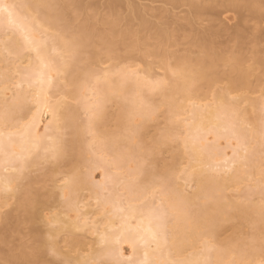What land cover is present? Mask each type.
<instances>
[{
	"label": "bare ground",
	"instance_id": "obj_1",
	"mask_svg": "<svg viewBox=\"0 0 264 264\" xmlns=\"http://www.w3.org/2000/svg\"><path fill=\"white\" fill-rule=\"evenodd\" d=\"M161 1L164 5H162L163 11H161V15L163 13L169 15L175 8L180 6L188 7L189 10L187 15H184L181 19L187 21L188 25L192 28L193 34L196 36L195 46L198 49L196 51H189L185 55L174 52L169 59V63L181 66L187 64L190 66L188 69L189 72H200L202 70L203 54L207 51L215 60L213 65V80L220 82V77L224 76L227 80V84L239 81L244 85L243 90H248L250 87V75H256L254 73L256 68H252L249 64L248 68L244 66L243 61L246 58L242 57L241 49L235 50L228 56L225 53L218 52L212 47L211 43L214 41H212V39L215 32L211 31L209 33L205 31L204 35L200 36L195 26L198 27L203 24L201 21L203 13L209 12L210 10H217L218 7H222L223 10L225 8L227 11L232 10L234 13H238L241 9L246 8V10L248 9L253 15L260 16L264 11L261 7L260 0H254L251 3H246V0ZM3 2L15 3L23 6L36 4L60 6L42 9L40 23H44L45 20H50L53 17L57 18L58 21L60 17L66 16L69 12L73 11L71 8L72 5H79L78 11L83 16L92 15L93 18H95L97 15V13L89 14L86 12L89 8L87 0H3ZM101 3H104L100 7L102 10H106L104 14L106 18L115 15L134 21L148 19L156 15L151 12L154 8H151L147 4H142L139 0H103ZM207 4H210V6ZM225 5H229V7L226 8ZM17 11L22 17H28L29 22H32L31 17L35 15L34 9L23 7L17 9ZM260 18H262V15ZM260 20L261 19H259V21ZM177 21H179V17ZM200 21L202 24H200ZM52 30L56 31L55 28ZM178 32L179 31H174L171 37L174 43ZM46 37L48 39V52L52 55H56V53L60 51L62 42L58 41L55 35L49 32L46 33ZM17 38H19L18 34ZM150 38L157 40V43L149 44L146 42V45L151 47V50L141 51V54L142 56H150L159 59V68L163 71L161 79L153 80L150 75H142L137 69L119 67V65L107 67L108 69H103L101 72L96 71L93 69V66L96 63H100L101 59L98 58L97 52L95 53L93 51H91V54L87 58L83 56L80 59L72 60L65 57L67 66L62 69L63 75L53 79L50 86L45 85L43 94L51 97L53 101H59L56 99L59 96L58 93L62 95L68 94L71 98L73 97L75 101L72 102L75 103L73 104L71 102V104L69 102L67 103V101L66 103L59 101L60 106L54 113L45 111L44 105L38 103L35 99L37 95L41 93L40 85L33 83V86L29 88L28 83L24 81L23 74L31 71V68L26 67L29 63L27 60L20 66L21 76L16 77L7 85L4 81L0 80V90L8 87V96H12L13 92H16L24 101L23 113H18L16 116L10 117L6 121H0V130L5 133L4 140L6 144H8L7 134L14 133L11 144L8 145V151L10 153L20 154L22 149L30 147V145L23 143L21 136L18 134V130H22L23 125L32 121L33 118H35L36 132L42 137L39 149L41 151H45L46 148H54L57 141L62 139L60 130L65 127H70L73 131H70L73 133L72 139L67 142L62 139L65 145V153L61 159L53 163V167L51 168L53 173L59 170L61 165L66 162L70 163V165H73L74 162L77 164L81 163L79 165H82V163H87L88 165L93 159H95L94 161H101L102 165L100 164L101 162H97L98 165L94 163V161L90 166L88 165V168H91L93 167L92 164H94L95 167L91 168L93 172L90 168V171H88L93 174L97 172V170L95 171L94 169H97L98 166H102L104 172L102 171L103 173L100 174V176L103 175L100 179L104 178V180L103 182L101 180L98 181L100 184H97L96 181H91L93 177L91 178L87 172L83 175H81L82 172L80 174H73L75 175L72 183L74 201H77L76 198L78 196L80 197V195H76L79 191L83 192L84 190H88V192H91V195L94 196L92 197L100 203V207H96V203H88L86 205L83 203V208H87V210L81 212L84 219L87 220L89 224L95 225L96 231L107 234L109 240L113 244H116L118 241V247L124 257L131 256L141 260L144 258L143 254L145 249L136 242L138 239L137 229L140 220L137 215L130 214L128 209L129 205L135 208H140L145 203L152 206L151 198L148 200L144 199L143 185L137 184V181L144 176H148L151 179L158 174L154 168L150 167L149 163H146V161L154 163L158 151L162 150L169 141L179 140L184 147V151L178 153L176 158H182L184 155H188L193 159L192 153L188 150L193 146H195L197 150L201 148L204 150L202 153L199 151L196 152L195 159H193L196 165L191 166V171H187L189 175L183 178V182H180L178 178L176 179L169 191V197L165 201L166 205H171L168 209L169 213L176 216L175 226L170 225V229L173 233L171 240L175 245L174 251L177 252L178 255H185L183 250L187 247H189L188 249L191 252H198L201 247H198L195 242L198 239H202L205 232L209 234L216 244L218 235L225 228V225H227V223L229 224V222L231 223V221L233 223L235 219H241L250 224L255 223L258 226L260 222L261 202V199L258 201L252 199L255 194L261 195L260 185L258 183L260 163L256 162L259 154L258 147L260 140L258 116L253 118V128L249 130L244 128L243 126L246 124V121L243 120L238 123L235 128V132L238 135H248L254 138L258 144L254 158L256 180L249 183V181L244 178L243 172L239 170L236 173L223 176L213 173L211 170H204V165L214 164L216 161H223L232 156L234 130L230 117L219 107L222 94L217 96H203V87L192 90L190 89V80L187 77L183 75L173 76V70L169 67L168 63H165L157 56L148 54L155 45L162 44L168 39L167 32L163 35L157 34L155 37L150 35ZM215 38L216 37H214V39ZM238 38L242 40L244 37L240 36ZM237 48L239 47L237 46ZM125 51L128 59H130L133 52H135L128 49H125ZM103 54L107 56L106 58L109 61L117 59L116 55L109 56L104 52ZM172 59L173 62L170 61ZM254 61L259 69V66H261L260 73H264V56L256 55ZM229 63L230 65L232 63V66L227 67ZM34 64L35 62L33 61V65ZM220 64H226V68L229 69L222 71L221 68L223 67H221ZM2 66L3 60L0 59V67ZM220 69L222 72L219 71ZM148 71L149 70H147V74H149ZM123 74H127V76L126 79L122 80L121 75ZM224 78H222L223 82H226ZM263 78L261 77L260 79L263 80ZM161 81L165 83L163 88L159 86V82ZM201 83H204V87L207 85V82L203 79ZM17 84H21L22 86L18 88L16 87ZM251 88L252 87H250V89ZM129 101L136 102L133 120L136 125V130L135 136L131 139L128 138V130L130 124L129 118L133 108ZM109 102L118 105V110L114 117H116L117 124L116 122L115 124L117 125L116 127L119 128V132L117 134L112 132L113 135L104 136V134L100 133L102 131L99 132V128L108 114L106 110L108 111L107 106L109 104H106ZM3 112L4 99L3 96L0 95V114H3ZM159 112L165 118L166 128L159 134L160 136L158 138L155 140L153 139V144L151 143V145L155 147L150 146L147 148L145 137L148 124ZM83 113L86 114V118H83L84 121L82 117H80ZM20 115H23L22 120L19 118ZM90 124L92 131L95 133L93 138H90L92 142H98L93 141L94 138L97 139L99 136L104 137H102V141L101 137V139L99 138L100 140L98 139L99 143H96L97 146L94 143L89 144L88 150V146H86L84 141L83 131L87 130L89 133ZM117 129L115 132H117ZM61 135L64 137L63 134ZM224 140L225 144L223 142V146H225L222 147L221 141ZM186 144L188 146L187 148L185 146ZM93 145L96 147H93ZM149 145L150 144H148V146ZM228 149H230V152H228ZM87 151L91 152L92 158L87 157L89 153ZM38 155L41 156L40 153H38ZM2 160L3 158L0 157V161ZM33 161L34 163L37 162L36 156L33 157ZM75 166L76 165L73 167ZM111 171H113V175ZM161 173L164 175H172L169 167H164ZM18 176V173L4 175L0 169V189L3 188L7 180H12L14 185L12 193L18 199L16 216L9 215L3 218L0 213V220L4 221L3 223L6 225V232L3 235L0 234V243L7 246L9 244V239L18 231L21 225L27 222H33L32 220L35 219L36 211H29L25 206L26 200L30 197L38 199L39 204L43 205L38 192L31 186L32 179H29L28 175L24 173L23 177L19 179V183L16 184ZM24 179H29V183L23 188L21 181ZM185 179L187 181L186 183ZM107 184H110V187L107 188ZM190 184H193V187L192 190L188 192L186 186ZM242 185L246 188L244 196L232 197L233 195H229L231 191L233 192L234 189H239ZM210 188H218L220 197L211 206H209L203 198L206 191ZM107 190L108 192L105 193ZM60 194L62 195V193ZM155 202L160 203L159 198H157ZM5 205L8 207L9 202L0 194V208ZM94 208H99L100 211L97 212ZM105 208L107 209L106 211ZM121 209H124V211H121ZM96 217H99V220H97ZM186 219L189 223H195L197 227L185 231L183 225ZM63 221H65V219L61 222ZM242 224L244 223L242 222ZM85 233L89 235V239L90 237L93 239L92 241H94V243L92 245L87 239L86 241L88 243L84 240L86 237H83ZM85 233L83 236L81 235V237H83L81 241L82 247L85 249H92L98 242L99 237L92 231ZM44 239L45 238H42L41 240ZM240 241L242 242L243 240L240 239ZM245 242L247 243V241ZM245 242L234 247L230 245L231 242H226L227 245H220L221 248L218 249L239 248L243 246ZM200 243L201 241H199V244ZM126 246H129V250H131L130 254H128ZM134 248L135 251H133ZM148 251L149 258H153L154 253L150 249ZM220 255L221 253L217 252L214 253L213 256L219 257ZM0 258L16 259L18 257L14 252H11L7 253L5 256L0 254Z\"/></svg>",
	"mask_w": 264,
	"mask_h": 264
},
{
	"label": "snow or ice",
	"instance_id": "obj_2",
	"mask_svg": "<svg viewBox=\"0 0 264 264\" xmlns=\"http://www.w3.org/2000/svg\"><path fill=\"white\" fill-rule=\"evenodd\" d=\"M262 9H264V0H260ZM30 7L35 10V15L31 17H22L17 9ZM58 5L36 4L23 6L15 3H4L0 0V59L3 60V66L0 67V80L7 85L16 77L21 76L20 66L25 60L29 63L26 67L31 71L23 74V79L31 88L33 83L40 85L41 93L35 98L38 103L44 105L45 111L55 112L59 106V101H53L44 93V86L51 85L53 79L63 75L62 69L67 66L65 57L72 60L82 58L85 53L91 54V50L98 48L109 56L117 55L121 50L145 51L146 42L151 35L165 32L168 39L162 44H157L148 54L159 57L162 61L169 64L173 70V76L183 75L190 80V89L195 90L202 87L201 80L207 82V87L213 91V95L222 94L219 107L230 117L233 128L234 147L232 156L223 161H216L214 164L204 165V170H211L220 176L242 171L244 178L249 183L256 180L254 158L257 152V143L254 138L248 135H238L235 132L236 125L246 121L245 126L248 129L253 128V118L257 114L259 118V155L260 168L259 180L261 191L260 202V222L250 226V240L239 248L218 249L213 239L207 232L203 234L201 248L198 252H191L188 248L183 251L185 255L180 256L174 251L175 245L171 240L173 235L170 225L175 226L176 216L169 213V207L165 201L169 197V191L176 181L175 174L160 175L157 174L151 179L144 176L137 181V184L143 185L144 199L151 198L152 206L143 204L140 208L129 205V213L139 217L140 224L137 229V243L145 249L144 258L133 259V257H124L118 241L113 244L107 234L96 231V226L89 224L81 214L80 207L74 203V193L72 183L74 176H69L63 180L61 188L62 200L68 206L69 215L63 222L52 224V231L49 232L47 239L41 240L31 236H25L20 247L15 250L16 259H0V264H264V88L261 89L258 100H253L244 90L242 82L222 84L212 79L213 65L215 60L205 51L203 54L202 70L200 72H189V65H173L169 63L170 57L174 54V42L171 37L174 31L179 30V24H175L168 17L156 14L148 19L128 20L123 17L113 15L110 18L92 15L83 16L78 11L79 5H72V12L62 16L57 21L53 17L40 23L41 10ZM229 7V5H225ZM34 22V23H33ZM47 25V26H46ZM261 31L264 32V12L261 18ZM53 28L56 29L55 37L62 42L60 51L56 55L48 52V39L46 33ZM17 34L19 38H17ZM33 61L35 64L33 65ZM127 74L121 75V79H126ZM17 84L16 87H21ZM163 88L165 83L159 82ZM9 88L0 90V95L4 99V112L0 114V121H6L10 117L23 113L24 101L21 96L13 92L8 96ZM235 93V94H233ZM132 104V113L130 115L129 135L131 139L135 136L136 125L134 124L135 101H129ZM251 109V111H249ZM23 119V115L19 117ZM18 134L24 144L30 145L22 149L20 154L10 153L8 145L14 133H8V144L5 143V133L0 130V157L3 160L0 164L5 166V171L9 169L18 173L19 179L23 174L33 166V157L36 156L38 167L51 165L61 159L65 153L63 140H58L56 146L52 149H45V154L38 155L42 137L36 132L35 118L24 124ZM89 135L94 136L91 124L89 126ZM188 147L187 144L185 145ZM192 153L193 159L197 151L195 146L188 149ZM187 171L180 174L181 177H187ZM185 179V183H186ZM14 190L12 180H7L3 188L5 194ZM135 190V189H133ZM159 198L160 204L155 205V200ZM204 200L211 206L219 197L218 188H210L204 195ZM29 211L35 210L42 212L38 199L29 198L25 202ZM107 209L105 208V211ZM97 211H100L98 208ZM124 211V209H121ZM0 213L7 215V205L0 208ZM56 219L51 217L49 223ZM185 231L195 229V223L184 222ZM92 231L99 237L95 248L85 249L81 241L83 237L78 234L81 232ZM257 231L259 233L257 238ZM154 253L153 258H149V251ZM135 251V248L133 249ZM221 253L219 257H214L213 253Z\"/></svg>",
	"mask_w": 264,
	"mask_h": 264
},
{
	"label": "rangeland",
	"instance_id": "obj_3",
	"mask_svg": "<svg viewBox=\"0 0 264 264\" xmlns=\"http://www.w3.org/2000/svg\"><path fill=\"white\" fill-rule=\"evenodd\" d=\"M87 1L89 3L88 4L89 8L86 10L87 13H89V14L97 13V15L95 17L104 16V14L106 13V10L104 11L100 7L102 4H104V3H101L103 0H101V1L100 0H87ZM253 1L254 0H246V3H251ZM139 2H141L142 4H147L151 8H154L153 11H151L152 14H160L161 15V11H163L164 5H163L161 0H155V1L154 0H151V1H144V0L140 1L139 0ZM208 6H210V4ZM218 8H217V10H214V11L210 10L209 12L203 13V17L201 20L203 22V24L200 21V24H202V25L198 26V27L195 26L197 28L196 30H198L197 32H199L200 36L204 35L205 31H208L209 33L211 31L215 32V35L213 36V39H212V41L213 40L214 41L211 42L212 47L214 49H216L218 52L227 54V56L230 55L235 50L241 49L242 57L246 58V59H244L245 62L243 61L244 66H246L248 68V66L250 65L252 68L253 67H254V69L256 68L255 72H254L256 75L254 76V74H252V75H250L251 79L249 78V85L252 88L250 89V87H249V89L246 90L245 92L248 93L249 96L253 100H258L259 93H260L261 89L264 88V82H262V81H264V78H263L264 73H260L261 66H259L260 67V69H259L258 65L255 63L254 60H255L256 55L264 56V32L261 31V27H260L261 20L259 21V19H261L260 16L262 15V13L260 14V16L258 15L259 16L258 17L257 15H253L250 11H248V9L246 10V8L241 9L240 12H238V13L237 12L234 13L232 10L227 11V9H225V8L223 10L222 7H220L219 9ZM188 10H189L188 7L180 6L178 8H175L171 12V14H169V15H166L164 13L162 14L164 16H168L174 22V25L179 24V26H180L179 30H178L179 32L176 35L177 37H175L176 39H175V43H174V52H177L178 54H181V55H185L189 51L198 50L197 47L195 46V41H196L195 37L196 36H194L192 28L188 25L187 21L181 19L184 17V15H187ZM237 14L238 15L240 14L239 17ZM178 17H179V21H177ZM204 19H207V20H204ZM235 25L236 26L238 25V26L236 27ZM55 32L56 31L51 30L49 33L52 35H55ZM240 36H243L244 38L242 40H240L238 38ZM214 37H216V38L214 39ZM147 40H148L147 43H149V44H156L157 43V40L150 38V36L148 37ZM238 42H240V43H238ZM237 46L239 48H237ZM148 49L151 50V47L146 45L145 50H148ZM91 51H93L95 53L97 52L98 58L101 59L100 63H96L93 66V69L96 71L101 72V70L103 71V69H106L107 67H113L115 65H119V67H131L132 69H137L141 72L142 75H150V77L153 80H159L163 76V71L159 68V59L155 58V57H150V56H142L141 51L133 52V54L131 55V58L128 59L126 57V51L124 49V50H121L116 55L117 59L111 60V61H109L106 58L107 56L105 54H103V52L100 51L98 48H94ZM89 55H90L89 53H85L84 56L87 58V57H89ZM170 61L173 62V59ZM222 65H221V67H223V68H221L222 71H226L229 69V68H226V64H222ZM227 65H228L227 67L232 66V63H231V65H230V63ZM221 69L219 70L220 72H222ZM147 70H149L148 71L149 74H147ZM252 76H254V77H252ZM261 77L263 78V80L260 79ZM222 78H224V76L220 77V79H221V81L219 80L220 83L227 84V80L224 78V81H226V82H223ZM202 87H203L202 90L204 89L202 92L203 96L204 95H213V91L211 89L207 88V85H205V87H204V83H203ZM251 91H253V92H251ZM233 94H235V93H233ZM58 95L59 96L56 99H58L59 101H63L65 103H66V101H67V103L68 102L71 103L72 101H75L73 99V97L71 98V96L68 94L62 95V94L58 93ZM72 103L74 104L75 102H72ZM106 105H108L107 106L108 111L106 110V113H108V114L106 116V119L102 121V125L99 128V132L102 131L100 133L104 134V136H106V135L111 136V135H113V133L117 134L119 132V128L116 127L117 126L116 125L117 120H116V117H114V115L116 116V112L118 110V107H117L118 105H115V103H112V102H109ZM249 111H251V109H249ZM257 116H258V110H257V114L254 117H257ZM80 117H82V120H83V118L84 119L86 118V114L83 113L82 116H80ZM115 122H116V124H115ZM243 127L248 129L245 125ZM65 128L60 130L61 134H63L64 137L61 134H60V136L62 137L63 140H65L67 142V141H70L72 139L73 133L70 132V131H72V129L70 127H65ZM165 128H166L165 118L159 112L158 114H156L154 116V119L152 121H150L148 124V130H147L146 137H145V142L147 144V146H146L147 148H149L150 146L155 147L154 145H151L153 139L155 140L156 138H158L160 136L159 134L161 132H163ZM107 129L109 132L107 131ZM116 129H117V132H115ZM67 130H69V131H67ZM107 133H109V134H107ZM83 134H84V141L86 143V146H88V150H89V144L94 143L96 145V143L98 144L99 140L102 137H104V136H102V137L99 136V138L101 137L100 139L94 138L95 140L93 139V141H98L95 143V142H92L91 139L93 138V136L89 135L87 130H84ZM102 140H103V138L101 139V141ZM145 142H144V145H145ZM223 142L225 144V140L221 141L222 147L225 146V145L223 146ZM148 144H150V145L148 146ZM95 145H93V147L97 146V145L96 146ZM257 146H258V144H257ZM229 150L230 149H228V152H230ZM183 151H184V147L181 145L179 140L169 141L167 143V145L162 148V150L158 151L154 163H151L150 161H146V163L147 164L149 163L150 167L154 168L157 171V173L160 175H164L163 173H161L163 171L164 167H169L171 169L172 174H175V176L179 179V181L183 182L184 177H181L180 174L185 172V171H191V166L196 165L195 161L188 155H184V157H182V158H176V155L180 152H183ZM87 152H89V151H87ZM39 153L41 154V157H42L45 154V151L39 150ZM90 153L91 152H89L87 154V157L92 158V155ZM94 160L95 159H93L92 162ZM97 162H99V161H94V163L98 164ZM256 162L260 163V155L259 154H258V158H257ZM37 163H38V161L36 163H33V166L31 167V169L26 171L25 174L28 175L29 179H32L31 186L36 192H38L40 200L42 199L43 205L41 204L40 208L43 209V211L35 213V219L32 220L33 222H30V223L27 222V223H24L23 225H21L19 227L18 231L15 232L13 234V236L9 239L8 246L0 243V254L3 256H5L7 253L15 252V250L20 247L25 236H31V237L37 238V239H42V238L47 239L49 232L52 231V224H56L58 222H61L63 219L67 218V216L69 215L68 214L69 211L67 210L68 206L62 200V195L60 194V193H62L61 188L63 187V180L64 179H67L69 176H75L73 174H77V173L80 174L82 172L81 175H83L87 172V174H89L91 178L93 177L92 179L90 178L91 181H94V182L96 181L97 184L98 183L100 184V182H98V181L101 180L103 182V180H104V178L100 179L101 177H103V175L100 176V174L104 172L102 170L103 169L102 166L101 167L98 166L97 169H94L95 171L97 170V172H95L93 174L92 173L93 170L91 168H93L95 166H94V164H92L93 167H91V168L89 167L92 172L91 173L88 172V171H90V169L88 168V165L90 166L91 163H88V165H87V163H82V165L86 164V165L82 166V165H79L81 163L77 164L74 162L73 165L72 164L70 165V163L66 162V163H63L61 165V167L59 168L60 171L57 170L58 172L55 171L54 173L51 169L53 167L52 166L53 164L46 165L44 167H38ZM100 164L102 165V162ZM74 165H76V166L73 167ZM80 166H81V171H80ZM0 169L2 171V174H4V175L14 173L10 169L8 171H5V166H3L2 164L0 166ZM77 169H78V171H77ZM50 172L52 173V175ZM111 173H112V175L114 174L113 171H111ZM29 179H24L23 181H21L22 182L21 185H23V188L28 185ZM107 185H106L107 188L110 187V184L108 186ZM192 187H193V184H190V185L186 186V190L188 192H190L192 190ZM234 190H233V192L231 191L232 194L229 192L230 196L233 195L232 197H235V196L242 197V196H244V194L246 192V188L243 185L239 189H236L235 191ZM107 192H108V190L105 191V193H107ZM78 193L76 195L77 196L80 195V197L78 196L79 198L78 197L77 198L75 197V198L77 199V201L78 200L79 201L78 202L74 201V203H76L78 206L81 207V212L87 210V208L86 209L83 208L84 204L86 205L88 203H90V204L96 203L95 206L100 207L99 206L100 203L98 202V200H95L93 198L94 196L91 195V192H88V190H84L83 192L79 191ZM0 194L3 195L5 197V200H7L9 202V206L7 207V215H4L3 213H1L3 218H4V216H9V215H15L16 216L18 199L13 195L12 192L5 194L3 191H0ZM252 199L258 201L261 199V195L255 194V195H253ZM241 200H244V199H241ZM159 204L160 203L155 202V205L158 206ZM94 210L97 211V208H94ZM51 217H55L56 219L52 220V222L49 223V219ZM96 219L99 220V217H96ZM58 220H60V221H58ZM237 220H239L240 222ZM237 220L235 219V221H233V223H232V221H231V223L229 222V224L227 223V225H225V228L219 233L218 238H217V243H216L217 248H221L220 245H224V246L227 245L226 242H229V243L231 242L230 245H232V247L238 246V245H240V243L243 244L245 241L248 242V240L250 239V235H249L250 228L249 227L251 226V224L248 222H245L241 219H237ZM3 222L4 221L0 220V234L1 235H3L6 232V229H5L6 225ZM242 222L245 225L242 224ZM249 224H250V226H249ZM84 233L85 232H81V234H78V235L81 237V235L83 236ZM257 233H258V231H257ZM257 235H259V233ZM88 236L89 235L85 233V235L83 236V237H85L84 240L86 241V239H87V241L90 242L92 245L94 243V241H92L93 239H91V237L89 239ZM240 239L243 240L242 241L243 243L240 241ZM199 241H202V239H198L195 243L198 247H201L200 246L201 243L199 244ZM95 246L93 248H95ZM126 247H127L128 254H130L131 250H129L130 249L129 246H126ZM187 248H189V247H187ZM199 250H200V248H199ZM213 255H214V253H213ZM0 259H2V258H0ZM133 259H135V258L133 257Z\"/></svg>",
	"mask_w": 264,
	"mask_h": 264
}]
</instances>
